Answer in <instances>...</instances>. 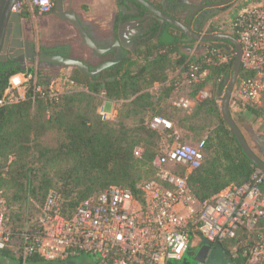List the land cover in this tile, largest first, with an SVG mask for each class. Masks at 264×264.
I'll return each instance as SVG.
<instances>
[{"label":"trees","instance_id":"1","mask_svg":"<svg viewBox=\"0 0 264 264\" xmlns=\"http://www.w3.org/2000/svg\"><path fill=\"white\" fill-rule=\"evenodd\" d=\"M29 13L25 10L22 15L27 17ZM218 45L230 49L227 42ZM187 46L176 38L161 40L139 59L128 60L117 71L108 70L95 78L73 69L69 81L76 90L56 95H51L52 81L43 77L42 70L33 66L22 70L11 60H0V96L9 87L12 76L37 75L25 100L0 108V188L12 189L7 202L9 229L14 234L11 246L1 251L2 256L17 258L24 264L22 257L17 256L23 247L18 235L40 228L37 205L45 202L50 190L60 194L63 213L68 217L77 212L82 201L111 186L138 194V186L144 181L145 162L155 174L151 163L156 155L149 149V139L159 132L151 127L155 117L167 119L177 129L198 136L207 132L202 166L189 177L190 189L199 201L210 200L230 185L240 186L251 180L257 167L221 118L217 103V97L223 95L232 78L236 55L229 64H212L202 84L186 86L189 91L180 94L178 74L170 78L169 72L178 67L187 71L188 56L182 52ZM49 51L47 54L70 57L68 45ZM239 75L238 82L253 77L254 73L242 67ZM208 83H212L215 96L200 97ZM37 86L42 87V92L35 91ZM185 94H189L194 105L188 110L178 109L175 98ZM106 101L122 103L111 121L103 120L99 113ZM262 102V106L247 110L264 119V95ZM148 114L152 117L146 123L144 117ZM129 120L135 121L136 126H129L126 123ZM49 132L60 134L56 147L40 142ZM139 148L144 149L140 158L135 156ZM177 171L184 173V168ZM260 188L264 195V182ZM259 232L264 234V216L260 219ZM184 260V264L196 263L186 257ZM27 264L45 263L32 256Z\"/></svg>","mask_w":264,"mask_h":264},{"label":"built area","instance_id":"2","mask_svg":"<svg viewBox=\"0 0 264 264\" xmlns=\"http://www.w3.org/2000/svg\"><path fill=\"white\" fill-rule=\"evenodd\" d=\"M54 0H24L12 13L36 10L49 14ZM229 33L242 46V67L253 77L237 83L233 98L243 108L262 106L264 95V5H254L238 13L231 24L214 23L207 35ZM219 42L197 41L189 59L182 85L203 83L212 64H229L235 53ZM37 75L11 77L9 87L0 96V108L25 100L27 90ZM178 85H181L178 83ZM74 86V84H73ZM36 92H42L37 86ZM56 91V92H55ZM56 95L62 93L54 89ZM174 105L181 110L193 107L185 94L177 96ZM114 111L99 108L103 120L111 121ZM151 127L166 133L174 128L171 121L155 117ZM208 137L195 144H177L156 155L151 163L155 177L138 186L139 193L111 186L94 194L79 205L72 216H65L61 196L50 190L45 202L37 205L40 228L20 233L22 249L17 253L27 264L36 256L44 263L63 264L83 257L88 264H184L187 254L196 256L204 241L211 249L221 244L235 264H264V234L259 232L264 216V195L260 184L264 171L257 168L251 180L230 185L210 200L199 201L189 186L190 175L201 168ZM140 149L135 156L141 157ZM184 168V173L177 168ZM7 202L0 199V251L11 246L14 235L9 229ZM196 262V261H195ZM195 264H206L196 262Z\"/></svg>","mask_w":264,"mask_h":264},{"label":"flooded vegetation","instance_id":"3","mask_svg":"<svg viewBox=\"0 0 264 264\" xmlns=\"http://www.w3.org/2000/svg\"><path fill=\"white\" fill-rule=\"evenodd\" d=\"M242 2L244 0H114L115 7L110 20V29L101 38L95 35L91 23L84 21L77 14L81 24L101 50L100 54L89 50L87 59L77 60L82 61L90 69L98 68L105 63H112L92 77L95 78L108 70L117 71L128 60L139 59L144 52L161 40L176 38L184 44H194L207 35L216 21H225L226 15L238 10ZM255 2L256 0H248L246 6ZM71 7L72 0H65V10ZM20 15L21 21L18 24L13 23L9 28L10 35L5 61L11 60L16 66L22 68L20 58L24 57L28 68L38 58L35 57L29 61L27 49L50 53L49 49L43 45L38 46L41 39L38 28L39 26L45 27L47 20L37 22L34 18L28 20L26 16ZM46 15L62 21L58 18L55 7ZM17 29L20 30L21 38L16 37ZM20 40L27 42L28 47L26 49L23 46L25 50L23 54L16 56L14 55L17 50L15 45ZM63 45L71 46L70 43ZM71 51L72 47H70ZM69 55L73 58L71 53ZM260 154L264 158L263 144L260 146ZM17 260L19 262V259Z\"/></svg>","mask_w":264,"mask_h":264},{"label":"rangeland","instance_id":"4","mask_svg":"<svg viewBox=\"0 0 264 264\" xmlns=\"http://www.w3.org/2000/svg\"><path fill=\"white\" fill-rule=\"evenodd\" d=\"M254 5H258V2H255L251 5H248L247 7H251ZM242 9V8H241ZM84 12L86 13H92L93 9L91 10V8H89L88 6L84 7ZM29 15L27 16L28 20H31L32 18H34V20H36L37 22L40 21H46L45 27H40L38 28L39 34L41 36L40 39V43L38 44V46L43 45L44 47L48 48L49 50L59 46V45H63L65 43H70L72 47V51L70 52L73 58L76 59H87L89 57V49L87 47H85L82 43V40L77 32V30L72 27L70 24L65 23L63 21H57L53 18H51L48 15H40L38 14V12L36 10H30ZM37 12V13H36ZM95 13V12H94ZM82 18L83 15H81ZM230 18L227 19V23L231 24L233 18V15L229 16ZM93 22L98 23L97 20H93ZM92 22V23H93ZM40 25V24H39ZM26 33H29L28 31H26ZM195 46L194 44H189L187 47L182 49V52L187 55V61L186 63H188V60H194L195 56L197 53L193 54V48ZM232 48V46L230 45V49ZM35 67L37 70H42L43 73V77L47 76L48 79H50L51 84H52V88L53 89H57L60 90L61 92H67V91H72V90H76V86H73L72 83H70L69 81V76L71 75V73L73 72L72 68H65V67H58L52 64H47V63H41L39 59H36L31 65H29L30 67ZM184 67H178L177 69H173L169 72L170 74V78H176L175 76L178 74V83H180V94L183 93H187L189 91V89H187V87L185 85H182V79L183 76L185 74V72L183 71ZM240 77V75H239ZM239 81V78H238ZM237 81V83H238ZM230 82V81H229ZM202 84V83H201ZM229 84V83H228ZM226 92V90H225ZM225 92L223 93V95L217 97V103L219 105V107L221 106L222 103V98L225 94ZM216 91L213 90V85L212 83H208L206 85V88L199 94L200 97H211L213 98L215 96ZM233 97V96H232ZM168 103V101H167ZM105 104V109L107 113H112L113 109H114V104L111 101H106L105 103L103 102L102 105ZM169 104V103H168ZM168 104H165V107H168ZM122 107V103L120 102H116V106L115 109L116 111H119ZM117 115V114H116ZM152 114H148L146 115L145 118V122L148 123ZM235 121L238 123L237 118H234ZM117 118L114 120L116 121ZM129 126H136L135 121L129 120L126 122ZM205 123V122H202ZM243 129L246 131V135L248 136V138L250 139V143H251V149L261 158V154H260V146L262 145L260 139L258 137H253L251 136L252 131L248 130L247 126L242 125ZM177 128L174 126V128L168 132H166L165 134H161L158 132V135H156L153 138L149 139V149L151 150V153L155 156L158 155L162 152L167 151L169 148H171L175 143H187V144H195L197 143L199 140H201L203 137L207 136L208 134L207 132H204L203 134H201L200 136L196 135V133L194 134L193 132H189L185 129L181 130V132L179 133V135L175 134V130ZM60 139V134H58L57 132H49L47 133L41 140V144L47 147H56L58 144V141ZM140 149V148H139ZM144 149L141 148V152L143 153ZM142 176L144 180H148L150 178H154L155 175L153 174L152 170H150L149 166H148V162H145V164L142 166ZM143 181V180H142ZM12 194V189L9 187H3L0 188V199H4L6 202L8 201L7 199H9V196ZM7 206H8V210H9V214H10V204L9 202H7ZM15 249V247H14ZM186 258L189 259L190 261H194L195 262V256L191 255V254H187ZM0 264H19L18 260L16 258H8V257H4L2 256V253L0 251ZM77 261H79L80 264H87V262L90 261L89 258L87 257H83L81 259H78Z\"/></svg>","mask_w":264,"mask_h":264},{"label":"water","instance_id":"5","mask_svg":"<svg viewBox=\"0 0 264 264\" xmlns=\"http://www.w3.org/2000/svg\"><path fill=\"white\" fill-rule=\"evenodd\" d=\"M24 0H0V60L5 61L6 52L8 50V40L10 35L9 28L13 23H19L21 21V15L12 13L13 8L22 3ZM55 8L58 13V18L62 21H67L72 27H74L85 47L96 54H100L101 50L98 48L96 43L93 41L85 27L79 21L77 14L72 8L65 10V0H54ZM17 38H21L22 35L20 30L17 29ZM204 42H227L235 49L236 62L234 67V72L232 78L227 86L226 92L222 98V103L220 106L221 118L225 121V123L229 126L230 131L235 136L239 145L241 146L243 152L248 157V159L260 170L264 171V158H260L250 147L243 133L241 132L239 126L234 120L231 114V100L234 94L237 81L239 78V74L242 69V58H243V50L242 46L237 40V38L229 33H218L206 35L200 39ZM23 46L27 49L28 43L23 41H18L15 47L17 50L14 55L19 56L23 54L25 51ZM12 51V49H11ZM27 59L32 61L35 57L38 58L41 62L52 64L59 67L72 68L77 69L82 74H85L89 77H94L99 74L102 70L106 69L112 63H105L98 68L90 69L87 65H85L82 61L65 57L62 55H53L47 54L45 51L35 52L33 50L27 49ZM20 62L23 64L22 70H26V60L24 57L20 58ZM196 262H206V264H235L231 258H229L227 252L223 249L221 244H216L213 249L209 246L207 241H204L201 244V248L197 255L195 256ZM45 264H53V263H45ZM63 264H80L77 260H70Z\"/></svg>","mask_w":264,"mask_h":264},{"label":"crops","instance_id":"6","mask_svg":"<svg viewBox=\"0 0 264 264\" xmlns=\"http://www.w3.org/2000/svg\"><path fill=\"white\" fill-rule=\"evenodd\" d=\"M247 1L248 0H244V2H242V5L238 8V10L232 12L229 15H226L225 21H216L215 23H219V22L220 23L221 22L227 23V21H228L227 19L230 18L229 17L230 15L234 16V17H232L234 20L235 16L238 13H240L241 11L248 8L246 6ZM256 2H258V5H264V0H256ZM85 6H88L89 8H91V10L93 9V12L92 13L84 12L83 9ZM114 7H115L114 6V0H72V7L71 8L80 17H81V15H83L84 18H82V17L81 18L84 21H89V23H91V25L94 28L95 35L98 36L99 38H101L102 36L105 35L104 33L108 32L110 29V20H111V16L113 14V11H114ZM93 20H97L98 23L93 22ZM157 87L158 86H156V88ZM233 96H234V94H233ZM111 102L114 104V108H115L116 102L115 101H111ZM230 109H231V114H232L233 118H237L238 123L237 122L236 123L239 126L241 132L243 133V135L246 138L250 147H251L250 139L246 135V131L243 129L242 125L247 126L249 132H250V130L252 131L251 136L258 137L260 139V141L262 142V144L264 145V119L263 118H257L255 115L250 114L249 111L246 108L241 107L233 97L231 100ZM181 130L182 129H176L175 134L179 135ZM162 132L163 131H161L160 133L165 134ZM177 144H179V143H177ZM177 144L175 143L172 147H174Z\"/></svg>","mask_w":264,"mask_h":264}]
</instances>
